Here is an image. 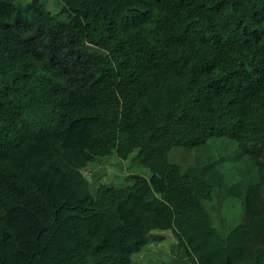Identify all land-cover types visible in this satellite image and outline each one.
Returning a JSON list of instances; mask_svg holds the SVG:
<instances>
[{
  "label": "trees",
  "instance_id": "obj_1",
  "mask_svg": "<svg viewBox=\"0 0 264 264\" xmlns=\"http://www.w3.org/2000/svg\"><path fill=\"white\" fill-rule=\"evenodd\" d=\"M263 152L264 0H0V264H264Z\"/></svg>",
  "mask_w": 264,
  "mask_h": 264
},
{
  "label": "rangeland",
  "instance_id": "obj_2",
  "mask_svg": "<svg viewBox=\"0 0 264 264\" xmlns=\"http://www.w3.org/2000/svg\"><path fill=\"white\" fill-rule=\"evenodd\" d=\"M263 156H264V152H263ZM111 171H112V173H116V174L119 173L117 169H112ZM149 260L150 261H148V263H146V264H157V263H159L154 258H150ZM139 264H143V263H139Z\"/></svg>",
  "mask_w": 264,
  "mask_h": 264
},
{
  "label": "water",
  "instance_id": "obj_3",
  "mask_svg": "<svg viewBox=\"0 0 264 264\" xmlns=\"http://www.w3.org/2000/svg\"><path fill=\"white\" fill-rule=\"evenodd\" d=\"M82 174H83L84 176H86V173H85V172H82Z\"/></svg>",
  "mask_w": 264,
  "mask_h": 264
}]
</instances>
